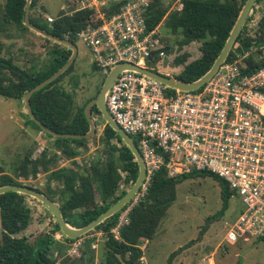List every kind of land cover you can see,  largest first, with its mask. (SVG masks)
<instances>
[{"label": "trees", "instance_id": "1", "mask_svg": "<svg viewBox=\"0 0 264 264\" xmlns=\"http://www.w3.org/2000/svg\"><path fill=\"white\" fill-rule=\"evenodd\" d=\"M26 1L4 0V3L0 4V32H5L8 27H14L19 31L30 30L23 22ZM245 1L181 0L178 7L170 10L169 5H162L161 0H151L146 12L148 29L158 26L165 17L164 29L168 33L181 36L177 39L178 48L195 39L202 40L200 55L186 62L174 77L193 81L208 71L228 38ZM260 1L255 0L253 10ZM36 5L37 0H31L30 22L43 31L68 39L74 44L78 39L77 33L82 28L100 21L94 11L79 9L72 13L60 11L52 22H48L44 14L36 9ZM117 8V4H112L108 12L111 13ZM260 10L261 17L256 29L248 32L247 25L244 24L228 55L230 58L234 52L244 54L251 47H257L259 56H254L255 51H252L245 57L246 72L254 71L264 63V59H260L259 48L264 44V0ZM251 15L249 13L248 18ZM2 44L0 43V96L16 99L23 98L29 89L54 73L71 54V49L67 45L53 40L44 60L21 66L11 55L1 54ZM186 58L187 53H183L176 57L175 62L183 63ZM75 60L76 58L64 72L33 92L29 98L37 119L48 128L61 133L88 132L89 122L84 115V107L95 97L101 86L96 88V94L82 103H77L75 96L80 77L74 72ZM91 68L103 72L93 62ZM103 79L104 77L102 81ZM91 111L92 115L97 114L104 124L98 136L100 146L98 157L78 165L76 158L82 154L88 139L53 136L40 129L29 117L40 131L52 139L51 146L44 147L36 158H31V154L28 153L14 170L15 173L22 170L28 175L31 168L33 176L38 170L45 172V194L58 204L65 221L75 227L88 224L105 211L126 192L138 175V163L130 148L105 122L96 105L92 106ZM95 124L97 127L96 121ZM132 139L138 145L137 137L132 136ZM63 158L71 160L72 165L57 166L58 159ZM193 175H210L219 181L223 211L227 205V198L231 195V190L224 180L205 170H191L171 177L168 176L166 167L162 166L153 172L146 190L136 201H134L135 195L120 210L97 224L94 229L75 239L65 236V241L54 237V232L60 231L57 221L51 232L39 234L32 241L27 234L18 235L27 229L32 220L31 209L24 200L27 194L15 191L0 193V264H95L94 249L91 248L93 238L87 237L94 231L101 232L104 238L102 254L97 264H143L142 244L145 241L149 242L155 236L169 206L175 200L176 185L183 178ZM53 181L58 182L59 185L52 187ZM6 184L23 185L5 173L0 166V186ZM121 186L122 189L119 188ZM126 210L127 222L121 224L118 233H115L113 229L117 226L122 212ZM205 227L202 230H205ZM81 237H86V240L83 244L81 242L78 254L67 255L69 243ZM260 238L264 239V236ZM183 248L181 246L169 255L168 264H171L173 257Z\"/></svg>", "mask_w": 264, "mask_h": 264}, {"label": "built area", "instance_id": "2", "mask_svg": "<svg viewBox=\"0 0 264 264\" xmlns=\"http://www.w3.org/2000/svg\"><path fill=\"white\" fill-rule=\"evenodd\" d=\"M80 2L74 11L90 9L100 21L82 28L77 38L88 46L91 61L103 73L125 62L162 71L161 61L149 59L162 44L158 27L147 28L151 0ZM112 4L118 8L109 13ZM249 13L252 15L245 24L252 32L261 10L251 8ZM46 20L52 22L54 17L46 15ZM256 48L227 56L195 90L171 88L137 70L123 69L105 95L112 119L138 140L145 176L135 200L162 166L171 177L191 170L208 171L224 180L242 203L240 213L225 228L226 244L264 236V63L254 71H245V57L252 51L260 54ZM259 48L260 59H264V44ZM164 74H168L165 69ZM92 117L98 120L97 114ZM125 222L126 213L113 231L118 233ZM79 245L80 241H73L70 254H78Z\"/></svg>", "mask_w": 264, "mask_h": 264}, {"label": "rangeland", "instance_id": "3", "mask_svg": "<svg viewBox=\"0 0 264 264\" xmlns=\"http://www.w3.org/2000/svg\"><path fill=\"white\" fill-rule=\"evenodd\" d=\"M81 0H37L36 9L46 15L55 16L60 12L72 13L82 2ZM181 0H161L162 5H169V9L179 6ZM4 0H0L3 4ZM263 4L261 0L257 7ZM169 10V11H170ZM165 18V17H164ZM164 18L158 24V30L162 33L163 46H169L166 53L157 54L152 61L162 62L161 72L165 71L173 76L181 71L184 64L200 55L201 39H195L189 44L178 48L177 39L180 35L168 33L164 29ZM255 28L251 30L254 31ZM41 34L33 30H17L8 27L5 32H0V43H3L2 55H11L21 66L30 65L33 62H40L47 57L48 47L53 40H46ZM77 56L75 57L74 72L79 75V88L76 91L75 101L82 103L88 97L96 94V88L102 85L103 72L92 70V54L88 46L80 39H76ZM9 50V54H7ZM187 53V58L183 63H176L177 56ZM110 70H108L109 72ZM103 76V77H102ZM104 80V79H103ZM101 87V86H100ZM95 115V114H94ZM96 120L97 134L86 142L82 154L76 158L78 165H83L90 159L98 157L99 141L98 136L103 129V122ZM52 139L43 131H40L29 119L26 112L23 98H10L0 96V166L4 172L16 179L23 185L38 188L46 193V174L38 170L33 176L31 168L29 174L25 175L20 170L15 173L16 166L30 153L31 158H36L44 147L51 146ZM59 160H62L59 162ZM58 166H70L71 160L58 159ZM58 182L53 181L52 187H57ZM122 189L123 187H119ZM24 200L31 209L32 220L26 230L18 235H29L30 241L39 234L49 233L54 228L56 218L48 207L38 199L26 195ZM134 201L135 198H134ZM226 208L223 209L222 190L219 181L210 175H193L183 178L176 185L175 200L169 206L166 216L161 221L155 236L149 242L142 244L143 264H168L169 255L180 250L171 260V264H207L208 258L205 254L215 251L209 257L216 260L219 258L220 264H264V239L252 238L248 242L238 241L235 244L223 243V236L226 226L237 217L242 209L240 199L232 192L227 198ZM126 212H122L120 218ZM207 224V227L205 225ZM205 227V230L202 228ZM201 235L199 236V233ZM54 237L65 241V235L60 231L54 232ZM93 238L91 248L94 249L95 264L100 260L103 250L104 238L102 233L94 231L87 235ZM86 237H81L75 241L82 244ZM71 243H69L70 249ZM80 246V245H79ZM67 249L66 254H70ZM79 252V250H78ZM221 257V258H220ZM218 261V260H217Z\"/></svg>", "mask_w": 264, "mask_h": 264}, {"label": "water", "instance_id": "4", "mask_svg": "<svg viewBox=\"0 0 264 264\" xmlns=\"http://www.w3.org/2000/svg\"><path fill=\"white\" fill-rule=\"evenodd\" d=\"M30 3H31V0H27L26 4H25L24 16H23L24 25L27 26L29 29L41 34L44 37L50 38L54 41H57V42L62 43L64 45H67L71 49V54H70L69 58L67 59V61L62 66H60L54 73H52L50 76H48L47 78H45L44 80H42L41 82H39L38 84L33 86L31 89H29L25 93V95L23 97V101H24V105L26 108V112L29 115L30 119H32L38 125V127L40 129H42L43 131H45V132H47L53 136L65 137V138L71 137V138L90 139L95 135V132H96V124H95V120L92 117V111H91L92 106L96 105V107L101 112V115H102L103 119L105 120V122L108 123L119 134V136L121 137L123 142L132 151V153H133V155H134V157L138 163V175H137L135 182L126 190V192L121 197H119L105 211H103L94 220H92L91 222H89L88 224H86L82 227L71 226L69 223H67L64 219L63 213H62L61 209L59 208L58 204L55 201L48 198L44 192L39 191V190L32 188V187L26 186V185H19V184H6V185L0 186V193L6 192V191H15V192L30 195V196L38 199L39 201H41L43 204H45L50 209V211L55 216L61 232L66 237L75 239L79 236L84 235L85 233L89 232L90 230L94 229V227L97 224L102 222L104 219H106L107 217H109L110 215L115 213L116 211L120 210L123 207V205H125L128 201H130V199H132L136 195V193H137V191H138V189H139V187H140V185L144 179V176H145L144 162H143L141 153H140L137 145L135 144V142L133 141L131 136H129L126 132H124L122 130V128L112 119V117L110 116V114L108 113V111L105 107V95L108 91L110 84L112 83L114 78L117 76V74L123 69H133V70H137L141 73H144V74H146L152 78H155V79L163 82L164 84L168 85L171 88H175L178 90H195V89H198L208 79H210L212 77V75L218 69L220 64L227 58L237 35L239 34L240 30L243 28V26L245 24L247 16H248L251 8L253 7L255 0H246L244 2V5H243V7L239 13V16H238L235 24L233 25V27L230 31V34H229L228 38L226 39L221 51L217 55L216 59L214 60V62L212 63V65L208 69V71L205 72L198 79H195L193 81H184V80H180L176 77H173V76H170L168 74H164V73L152 70V69L138 67L135 64L129 63V62L121 63L120 65H117L116 67L111 69L105 75L104 80L102 82V85H101L98 93L95 95V97L90 99L84 107V115L89 122V130H88V132L82 133V134L61 133V132L54 131V130L48 128L42 122H40L32 111L30 100H29L31 94L33 92H35L36 90L42 88L44 85H46L47 83H49L53 79H55L62 72H64L69 65L72 64L75 57L77 56V47L72 41H70L68 39L59 38L57 36H53V35L45 32V31H43L39 27L35 26L33 23H31L29 20ZM169 49H170L169 46H163L161 48H158V49L152 51L149 59H151L152 57H154L155 55H157L159 53H166V52H168ZM257 54L258 53H254V56H256Z\"/></svg>", "mask_w": 264, "mask_h": 264}, {"label": "crops", "instance_id": "5", "mask_svg": "<svg viewBox=\"0 0 264 264\" xmlns=\"http://www.w3.org/2000/svg\"><path fill=\"white\" fill-rule=\"evenodd\" d=\"M62 160H59V162H61ZM58 166V165H57ZM258 238H260V237H258ZM238 242V241H237ZM240 242V241H239ZM233 244H235V243H233ZM215 251L216 250H214V251H211V253H206L205 255L208 257V258H206L207 260H202V262H204V261H206L207 262V264H220V262H219V258L218 259H216V260H213V258H211V257H209L211 254H214L215 253ZM143 257H144V255H143ZM221 258V257H220ZM218 260V261H217ZM197 264H199V262L197 263Z\"/></svg>", "mask_w": 264, "mask_h": 264}]
</instances>
